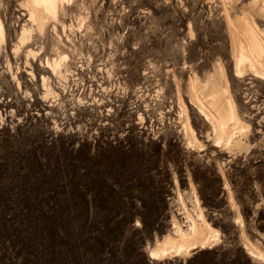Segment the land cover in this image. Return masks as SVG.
Masks as SVG:
<instances>
[{
  "label": "rangeland",
  "instance_id": "374dc122",
  "mask_svg": "<svg viewBox=\"0 0 264 264\" xmlns=\"http://www.w3.org/2000/svg\"><path fill=\"white\" fill-rule=\"evenodd\" d=\"M245 29L264 49V0H0V264L11 240L39 252L38 215L81 185L109 200L95 229L117 255L264 264V57ZM211 88L234 112L221 131Z\"/></svg>",
  "mask_w": 264,
  "mask_h": 264
},
{
  "label": "trees",
  "instance_id": "16d2710c",
  "mask_svg": "<svg viewBox=\"0 0 264 264\" xmlns=\"http://www.w3.org/2000/svg\"><path fill=\"white\" fill-rule=\"evenodd\" d=\"M256 175L264 199V164L262 162L257 165ZM230 182L234 185L232 179ZM81 186L85 192L78 188L77 197L68 198L66 196V199L61 201L48 200L47 211L38 215L35 229H38L41 237L45 239V245H42L39 252L34 251L35 247H27L24 251V245H15L17 241L14 243V240L9 241L10 245L7 246L10 253L8 254L12 252L14 254L9 261L7 259L8 264H28L29 261L31 262L30 256L35 258L32 264H149L150 260L147 256H143L140 261H135V258L130 260L123 250H120V254L117 255L119 250L107 247L116 239L114 237L111 239L110 234L100 233L95 228L97 227V212L104 217L105 221L111 220L109 200L92 197L95 195V193L92 195V185L91 187ZM15 228L18 231L19 227L15 226ZM5 251L2 248L3 256ZM36 253L42 260L40 263L36 261ZM22 254L25 255L23 259ZM120 255L123 257L121 258ZM42 256L43 259H41ZM227 264L241 263L231 261Z\"/></svg>",
  "mask_w": 264,
  "mask_h": 264
},
{
  "label": "bare ground",
  "instance_id": "6f19581e",
  "mask_svg": "<svg viewBox=\"0 0 264 264\" xmlns=\"http://www.w3.org/2000/svg\"><path fill=\"white\" fill-rule=\"evenodd\" d=\"M33 1L35 3H37V4H39L46 13H54V12H56L57 0H33ZM24 32L25 31H23V33ZM245 32H246L245 34L247 35V38H248V41H249V45H250L249 47H251V51H252L251 53H253V55H255V57H257L259 59H263V57H264V49H263V45H262L261 41L250 30L245 29ZM21 36H23V35H21ZM22 38H25V37H22ZM247 64H250V67L255 69V66H254V63H253L252 59L250 57H248L247 55H245L244 53H241L239 58H238V61H237V68H236L237 69V73H240L241 68L246 66ZM218 92L214 88L210 89L208 103L217 112V118L219 119V123H220L219 124V130L221 131V130H223L224 125L227 124L226 120H229L230 119L229 117H231L234 114V112L233 111H226L222 107L224 105V101H222L221 95L219 94L220 92L219 93ZM223 99H225V98H223ZM200 111H202V113L204 114L206 119H208L207 114L201 109H200ZM212 129H213L214 132H216L217 135H220V132H218L217 128L214 125H213ZM221 138H222L221 135L216 137V140H215L216 141V145L221 143V140H222ZM199 216L201 218V215H199ZM189 228H190V230L193 233H195V223H194L193 220L191 221V225H190ZM178 229H179L178 233H180L181 232V228L178 227ZM211 236H215V235H211L210 232H208V234L202 240L199 241V245L200 246H204V244L210 239ZM196 246L197 245H196L195 242H193V243H191L189 245H184V244L180 243V244H177L176 246H172L171 250L163 249L162 250V254L166 255V254L170 253V251H173L176 254H180V253H182L184 251H187V250H190L192 248H195ZM250 253L252 255H254L255 257H258V258H260V259H262L264 261V253L261 252L259 249L253 248L252 250H250ZM149 254H150V256L152 258H155L157 256V253L155 251H152V250L149 251Z\"/></svg>",
  "mask_w": 264,
  "mask_h": 264
}]
</instances>
